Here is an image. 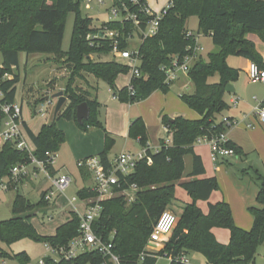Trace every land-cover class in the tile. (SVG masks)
Returning <instances> with one entry per match:
<instances>
[{
  "label": "trees",
  "instance_id": "16d2710c",
  "mask_svg": "<svg viewBox=\"0 0 264 264\" xmlns=\"http://www.w3.org/2000/svg\"><path fill=\"white\" fill-rule=\"evenodd\" d=\"M83 0H0V51L3 56L0 65V129L5 117L1 110L4 103L15 102L18 75L12 67L17 66L20 52L43 53L54 55L58 59L68 12L75 14L70 45L62 61L71 68V76L66 86L68 104L62 108L49 124H43L38 132H33L22 121V126L32 146V155L39 160L46 159V152L58 151L65 141L64 132L56 122L64 118L74 119L82 131L91 127L103 129L97 118L99 106L96 98L86 91L72 89L76 77L82 74L92 75L109 85L112 95L121 102L133 103L147 98L152 92L160 90L166 93L171 84L165 82L162 66H170L173 56L182 58L192 53L194 34L187 36L185 23L188 17H198V29L211 36L218 51L209 54L208 60L197 56L188 69L187 76L193 83L192 93H181L180 99L199 117L188 119L183 116L169 117L160 115L162 125L170 134L171 142L166 144L162 139L158 149L148 148L147 130L143 120L138 117L129 125V137L137 139L146 148V155L140 159L134 170L120 176L121 188L130 184L137 186L135 199L127 203L123 195H116L102 201V212L93 224L96 235L105 241L112 242V252L123 262L139 264H155L159 256L170 258L168 264H182L180 255L199 252L206 264H254L258 248H264V172L256 169H243L257 185L256 200L259 206H250L248 211L253 216L250 229L238 227L233 220L231 209L226 201L208 203V211L204 213L197 205L198 200H208L211 193L218 189L215 177H204V166L199 155L193 150L197 137L201 135H218L230 125L224 124L221 113L229 105L224 99L225 87L234 83L238 70L230 67L226 57L238 55L255 62L264 69L262 58L255 49L249 33H257L264 40V0H169L170 6L159 20L158 30L154 35L140 40L137 51L140 57L139 77H131L130 84L134 93L131 95L128 85L121 88L115 86V79L120 73L129 71L123 61H101L91 57L112 51L111 40L104 36L106 29L118 32V48L129 47L128 37L139 29L146 28L152 18L142 10L145 0H112V4L134 13L138 20L136 26L131 19H115L102 22L93 27L87 16H81L79 4ZM217 73L218 81L208 82V77ZM143 74V75H142ZM11 76V77H9ZM86 102L89 116L82 122L75 117L76 106ZM36 103V101H35ZM230 118V117H229ZM232 119V118H230ZM104 130V129H103ZM105 132V147L98 155L108 165V151L113 139ZM226 146L234 150V155L241 149L227 140ZM190 155L192 168L185 181L180 183L191 202L187 203L163 246L148 252L144 245L159 215L170 209L175 200V182L184 175V157ZM148 158L150 162H148ZM30 159L26 150H18L5 141L0 145V179L9 177L11 168ZM80 168V167H79ZM87 171L85 168H80ZM53 168L50 172L53 173ZM15 185V184H14ZM11 185V188L16 185ZM43 191L36 203H32L24 195L16 192L11 211L12 216L0 220V255L4 254L2 245H10L20 239L30 238L35 241L49 243L52 246L66 245L77 234L79 217L75 212L59 225L53 235H41L37 232L30 218L38 208L47 205ZM79 198L92 193L89 187L77 191ZM213 227L229 230V241L220 243L211 229ZM143 255V258H141ZM10 257L22 259L23 253ZM45 264H54L50 257ZM62 264H110L99 251L93 250L79 254L74 259Z\"/></svg>",
  "mask_w": 264,
  "mask_h": 264
},
{
  "label": "rangeland",
  "instance_id": "374dc122",
  "mask_svg": "<svg viewBox=\"0 0 264 264\" xmlns=\"http://www.w3.org/2000/svg\"><path fill=\"white\" fill-rule=\"evenodd\" d=\"M145 1L153 11L158 12L168 3L169 0ZM111 3V0H103V3L92 1L87 6L86 2L83 0L79 4V11L81 16H87L91 19V25L93 27H99L102 22L118 19V17L115 18L111 12ZM74 18V12L70 11L67 13L61 44V53L58 56L59 60L54 58V55L51 54H26L25 52H20L17 66L12 67L13 73L18 75L15 102L22 106L23 117L30 123L33 130L36 132L39 131L43 124H49L53 121L54 108L57 99L53 98L52 95L61 91L64 97L67 96L66 92L64 91L66 90V86L69 83L72 70L65 65L62 59L70 45ZM185 29L186 31H191L194 35H197V44L201 47L199 55H201L203 60H208L210 53L218 51L219 48L212 42L211 36L209 34H204L198 29V17L196 15H192L187 18ZM248 37L254 42L256 51L264 60V40L260 38L257 33H249ZM139 43V36L137 32L134 31L129 39V48L135 49L138 47ZM93 57L94 59L101 61H123L115 57L112 51L108 53H101L100 55L93 54ZM2 61L3 56L0 51V65L2 64ZM226 62L230 67L238 70V77L234 83L236 89L234 97L239 98L238 100L240 102V106L242 107V112L249 113L252 109H255L256 104L253 101V97L257 96L259 98L260 96L264 95V83L249 80L246 73V68L249 63L247 62L246 58L230 54L226 57ZM129 78L130 70L126 73H120L115 79V86L120 88L116 85V83L122 87L126 86L128 84ZM218 79V74L214 73L208 77V82H216ZM71 86L72 89L86 91L90 94L93 93V87L95 86L98 90V96L94 97L99 103L97 109V118L102 124L103 129L105 130L106 118H108V125L113 130L120 131L123 128L122 119H118L119 111L117 112L112 110L114 105L113 102H111L112 100H110L111 94L108 92L109 85L106 82L101 79H97L94 76L82 74V76L76 77L74 79ZM192 90L193 83L187 75L180 76L173 83H171L168 91L166 92L168 94L167 104L170 107V110H173V107H177L178 104L186 107L187 105L180 99L179 95L181 93H190ZM46 99H50L51 104L48 105L45 113L37 112L38 108L40 107V102L45 101ZM179 101L181 103L183 102L184 104H181ZM67 104L68 100L66 98V101L62 105L61 109ZM234 107L235 106L231 105V107L228 109V112H238ZM179 115L185 116V113H181ZM56 125L64 132L66 141H64L58 149V157L55 164L56 166L64 165L63 167H58V169L60 168L58 172L59 174L70 175L71 183L57 196V198L52 196L53 198L50 200L49 207L46 205L44 207L38 208L35 214L30 218V222L41 235L53 234L55 232L56 225L66 219V216L69 214V210H81L82 203L79 198L73 203L70 202V199L72 197H77V191L87 184L80 174V170L75 159L76 153L74 151V147L78 146L80 142H78L77 136L75 137L74 133L81 129L77 126L74 119L66 120L61 118L56 122ZM91 128L104 131L103 129L97 127ZM106 133L108 134L107 131ZM157 135L162 137L163 140L169 136L164 128H159ZM127 140L132 141L134 150H138L140 148L141 145L138 143V141H136V139L130 138L125 140L117 137L115 141L113 140V144L111 146L112 149L110 148L108 152H122L124 149V142ZM28 169H30V167ZM242 170L240 171L239 176L243 175ZM250 174L253 176L252 171ZM184 177L185 174L181 179H184ZM7 178L8 177H4L0 179V220H6L12 216L11 205L16 192L24 195L32 203H36L40 198V191L42 189H47L50 186V179L42 172L38 173L36 178H33L31 174H29V176L23 179L22 182L18 183L16 187L4 189L3 184L6 183ZM181 179L175 182V200H177V204L180 206L178 207L177 204H174L175 206L177 205V209H175V206L170 207V209L177 215H179V212L177 211L178 208L179 210H182V208H184L187 203L192 201L186 190L179 185V181ZM51 190L55 192L54 188H51ZM53 199H56V208H52V204H54L52 203ZM197 204L199 207L206 209L207 201L198 200ZM254 204L258 205L256 198ZM50 214L52 217L48 218V215ZM159 246L160 245H152L151 243L149 244L146 242L144 249L146 250L154 248V250H156V248ZM2 248L4 254L0 255V264H35L39 259L49 254V252L45 249L43 242L35 241L30 238L20 239L10 245L4 244L2 245ZM19 253H23L22 259L10 257V255L13 256L14 254ZM189 259L191 264H206L203 255L199 252H191ZM168 262L169 260L166 257L159 256L155 264H168ZM254 264H264L263 246L258 248Z\"/></svg>",
  "mask_w": 264,
  "mask_h": 264
},
{
  "label": "built area",
  "instance_id": "2783aa9c",
  "mask_svg": "<svg viewBox=\"0 0 264 264\" xmlns=\"http://www.w3.org/2000/svg\"><path fill=\"white\" fill-rule=\"evenodd\" d=\"M88 6L92 1H97L98 3H103V0H84ZM112 2V0H111ZM133 3H138V0H132ZM112 14L115 18L118 17L119 20L131 19L134 24L138 26V20L134 13L127 10L126 6L122 4V7L115 6L111 3ZM170 6L168 3L158 12L153 11L148 4L142 5V10L147 14L151 15L152 18L148 21L146 28L139 29V39L144 37L154 35L158 30L159 20L166 13V10ZM115 20V19H114ZM191 36L192 32L189 31L186 34ZM104 36L111 40L112 52L114 56L118 59L125 61L130 70L131 77H139L141 71L139 69L140 57L137 48L130 49L129 47L125 49L118 48V32L114 30L106 29L104 31ZM131 37V36H130ZM130 37H128V42ZM201 47L197 44V35H194V46L192 47V53L184 55L182 58L173 56L170 66H162L161 69L165 72V82L172 83L175 81L180 74H187L189 67L194 62V60L199 56ZM246 73L249 80L259 81L264 83V69H261L255 62L250 61ZM130 79L128 81V89L130 94L134 93L132 86L130 84ZM111 92V91H110ZM2 97V92L0 91V98ZM237 103V98L234 97L231 101V105L235 106ZM51 104L50 99L40 102V107L37 112L45 113L48 105ZM1 110L4 112L5 117L2 121L0 129V145L5 141L11 142L14 147L18 150H26L29 153L30 159L26 163H19L11 168V174L7 178L5 184H3L4 189H10L11 185H17L22 182L29 174L33 178L38 176V173L42 172L45 176L50 179V186L44 193V199L50 202L53 198L52 196H57L63 192L71 183V177L66 174L51 173L50 170L53 168L54 163L57 159L56 152H46V159L39 160L32 155V146L27 139L25 131L22 126V107L16 102L9 104L4 103L1 105ZM256 114L260 119H264V106L257 104L255 106ZM222 121L224 124L233 126L236 124L235 119H230L229 117H223ZM250 126V124L248 125ZM166 144L171 142L170 136L165 140ZM227 138L224 132L218 135H201L196 138L194 143H205L209 146L210 154L213 159H222L225 157L233 156L234 150L231 147L226 146ZM149 148V146H148ZM146 148L143 147L138 153H133L129 151H122L117 154L108 165H105L99 155H91L77 162V166L80 168H85L90 174L92 180L89 186V191L92 195L79 198L83 205L82 211L73 210L78 217V229L77 234L74 235L66 245L52 246L49 243H44L45 249L49 254L45 255L43 258L39 259L35 264H45V258L50 257L54 264H62L64 262L71 261L76 256L81 253L97 250L104 257L107 258L110 264H139L131 262H123L120 257L112 252V242L105 241L101 236L96 235L93 230V224L95 220L100 216L102 212V201L110 199L116 195H123L127 203H131L135 199V192L137 191V186L135 184H130L128 188H121L120 176H126L130 174L136 165V163L145 157ZM148 162L150 159L148 158ZM30 167V169H28ZM54 169V168H53ZM14 185V186H15ZM55 189V192L51 190ZM78 200V197H72L70 202L73 203ZM52 215H48L51 218ZM177 221V215L171 210H164L157 218L153 229L150 233L148 243L152 245L163 246L164 242L167 240L169 234L174 228ZM148 252H155L154 249H146ZM143 258V255H141ZM170 260V258H167ZM182 264H191L189 257L185 254L180 255L178 258Z\"/></svg>",
  "mask_w": 264,
  "mask_h": 264
},
{
  "label": "crops",
  "instance_id": "0c3cea01",
  "mask_svg": "<svg viewBox=\"0 0 264 264\" xmlns=\"http://www.w3.org/2000/svg\"><path fill=\"white\" fill-rule=\"evenodd\" d=\"M91 57H93V55ZM262 61L264 63L263 59ZM247 62L249 63L250 60H247ZM183 75L186 74H180L179 77ZM234 83H232V85L234 86L235 89ZM116 85L120 88L122 87L117 83ZM108 92L111 94L110 100H112L111 102H113L114 105V108H112V110H115L117 112L119 111L118 119H122L123 121V128L120 131H115L108 125L109 124L108 118L105 117L106 118L105 130L108 132L110 138H112L114 141L117 137H120L125 140L130 139L129 125L134 118L140 117L143 120L147 130L148 146L151 150H156L158 149L160 145V141L162 140V137L158 136L157 132L159 128H164L166 130V128L162 125L160 120L161 114H165L171 118L179 116V114L181 113H185V116L183 117L188 119H196L199 117V115L194 110L190 109L188 106L185 107L180 104H178L177 107H173V110H170V107L167 104L168 94L163 93L160 90H156L152 92L144 100L136 101L133 103H125L117 100L112 95L109 88H108ZM192 92L193 90L190 93ZM235 92L236 89L233 93L225 92L224 99L228 103L229 107L221 113L220 117L221 118L230 117L236 120V124L227 128L224 131V134L227 140L235 143V145L241 149V152L233 156L215 160L211 157L209 146L205 143H194L193 150L197 155L200 156L202 160L204 166V177H212V176L215 177L219 186L217 190H214L211 193L209 199L206 200L207 201L206 209H204L203 207H200V209L204 213H206L208 211V203H215L221 200L226 201L230 206L234 223L238 227L248 230L251 228L253 222V216L248 211V207L259 206V204L258 205L254 204L257 193V185L256 183H254L253 179L249 174H244L242 171L243 175L239 176V173L242 169L245 168L249 169L248 170L249 173H251V171L254 169H256L260 173L264 172V119L259 118V116L256 114V111H254L255 109H252L249 113L242 112V107L240 106V102L238 100L239 98H237V103L234 107L238 112L229 113L228 109L231 107V101L234 98ZM92 95L95 97L98 96V90L95 86L93 87ZM253 101L256 105L260 104L264 106V95L260 96L259 98L257 96H254ZM22 121L25 122L33 132H36L35 130H33L30 123L23 117V115H22ZM249 124L250 126H248ZM74 135L75 137L77 136L78 142L80 141L79 145L74 147V151L76 153V158H75L76 163L79 160L84 159L88 156L98 155L100 152L103 151L105 147L106 135L105 132L100 131V129L89 128L88 131L78 130L74 133ZM168 135L170 136V134ZM136 141L138 140L136 139ZM123 148L124 149L122 151L138 153L139 151H141L143 147L140 146L138 150H134L132 141L127 140L124 142ZM108 153L107 155L109 161H111L117 154H119L114 151L112 153L109 154ZM59 166L63 167L64 165L56 166V164L54 163L53 172L59 173L58 172V170L60 169V168L58 169ZM191 168H192V158L190 155H186L184 157V174L186 175L187 173H189ZM79 170L82 178L84 179V181L87 182V184L84 187L86 188L89 187L92 183L90 174L88 173V171L85 170L82 171L80 168ZM186 178L187 177L185 176L184 179H181L179 181V185L181 182L185 181ZM47 189H49V187ZM47 189L44 190L42 189L40 191V194L43 191H46ZM57 196H55V198H57ZM55 201L56 199H53L52 203L54 204H52V208H56ZM174 204H177V200H174L172 206H175ZM177 205L178 207L180 206L179 204ZM49 206H50V202L47 203V207ZM176 206L175 209H177ZM82 209H83V205H81V210L78 211H82ZM73 210H69L68 212L69 214L68 216H66V219L63 222L57 224L55 230L59 225H61L70 218ZM177 211L180 214L182 210H179L178 208ZM211 232L220 243L223 244L228 243L229 241L228 229L213 227L211 229ZM53 234H44V235H53ZM161 247L162 246L156 248V251L159 250ZM189 255L190 254H188L187 256L189 257Z\"/></svg>",
  "mask_w": 264,
  "mask_h": 264
},
{
  "label": "water",
  "instance_id": "95a60500",
  "mask_svg": "<svg viewBox=\"0 0 264 264\" xmlns=\"http://www.w3.org/2000/svg\"><path fill=\"white\" fill-rule=\"evenodd\" d=\"M143 75V74H142ZM235 91L234 86L232 83H228L225 87V92L233 93ZM53 98H56V104L54 108V117L58 114L61 110L62 105L66 101V97L63 96L62 92L59 91L52 95ZM89 116V108L86 102H82L76 106L75 117L77 122H82L83 120L87 119Z\"/></svg>",
  "mask_w": 264,
  "mask_h": 264
}]
</instances>
